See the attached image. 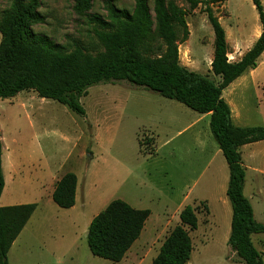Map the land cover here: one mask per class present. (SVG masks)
I'll return each mask as SVG.
<instances>
[{"label":"rangeland","instance_id":"1","mask_svg":"<svg viewBox=\"0 0 264 264\" xmlns=\"http://www.w3.org/2000/svg\"><path fill=\"white\" fill-rule=\"evenodd\" d=\"M173 1L187 12L190 33L181 43L183 31L176 28L181 65L219 83L211 70L215 35L204 7L191 11L186 0ZM107 2L130 13L135 6L134 0H93L89 11L80 12L76 0H40L38 12L44 21L33 24L31 31L67 53L80 49L99 56L106 48L92 19L108 21ZM12 3L0 0V22ZM149 5L153 7L152 0ZM213 10L228 32L229 53L237 39L243 44L239 54L244 53L256 27H261L252 0H228ZM2 38L0 31V43ZM160 44L150 39L141 51L145 57L156 58ZM255 91H249L254 104L242 127H264V106L258 105ZM81 103L85 117L40 98L35 91L0 99L4 172L9 176V168L13 172L21 164L16 176L31 182L25 187L11 182L6 198L38 204L9 253V264H152L166 238L180 225L186 206L197 209L199 220L198 229L190 233L194 250L187 264H244L228 245L232 222L226 195L229 169L222 153L215 156L219 147L210 130V115L126 82L94 86ZM201 130L208 138L199 134ZM252 146L243 150L248 168L244 193L256 220L264 224V172L259 173L264 169V141ZM50 173L77 176L75 209L58 207L45 191ZM215 173L220 181L217 190L215 184L210 186ZM197 181V188L188 192ZM114 200L151 211L140 238L120 263L95 257L87 242L92 220ZM252 241L264 258V234L254 235Z\"/></svg>","mask_w":264,"mask_h":264},{"label":"trees","instance_id":"2","mask_svg":"<svg viewBox=\"0 0 264 264\" xmlns=\"http://www.w3.org/2000/svg\"><path fill=\"white\" fill-rule=\"evenodd\" d=\"M80 12L89 11L93 0H76ZM191 11L204 7L215 35L211 70L216 83L208 76L181 65L180 44L188 40L187 12L173 0H134L132 13L108 5V21L92 19L96 35L106 51L96 57L78 49L67 53L64 47L46 37L37 36L31 26L43 22L38 12L40 0H13L12 8L0 22V99H13L22 92L35 91L40 98L53 100L85 117L81 99L98 85L126 82L174 100L202 115H210V130L229 169L227 198L232 206L231 233L228 245L244 264H264L252 237L264 234V224L255 218L251 201L244 193L246 168L241 148L264 141V127H238L223 92L239 77L258 67L264 53V8L256 7L262 34L237 63L229 61L226 31L215 16L213 7L228 0H186ZM183 31L179 43L176 28ZM158 39L160 55L145 57L141 49L150 39ZM3 140L0 132V199L5 189ZM78 178L67 173L56 183L52 195L62 209L76 204ZM38 204L0 207V264H9V253ZM196 208L186 206L178 225L166 238L152 264H187L194 247L190 233L198 229ZM150 210H138L122 200L112 201L91 222L87 242L95 257L120 263L140 238Z\"/></svg>","mask_w":264,"mask_h":264},{"label":"crops","instance_id":"3","mask_svg":"<svg viewBox=\"0 0 264 264\" xmlns=\"http://www.w3.org/2000/svg\"><path fill=\"white\" fill-rule=\"evenodd\" d=\"M220 18H219V20H220ZM262 29H263L262 28V24H261V27H259V26L256 27L255 36L253 37V40L248 44V46H246L245 52L242 53V54H239V52H240L239 51V47L242 44V42H240L239 39L235 40V43H234V46H233V52L228 54L229 61L232 62V63L239 62L244 57V55L247 52H249L252 49V47L255 45V43L257 42V40L259 39V37L262 34ZM226 35H227V40H228V32H226ZM213 58H214V56L213 57L211 56V59H212L211 63L213 61ZM261 61H264V53L259 58L258 67L255 70H250V71L246 72L244 75L239 77L235 82H233L223 92V98L229 104V106L231 108L233 122L238 127H242L243 126L242 125L243 122L247 121V117H248V113L247 112H248L249 108L254 104L253 103V98L254 97L250 96V92H249L250 90H252V91L256 90L255 91L256 92L255 93V95H256L255 100L258 102V105H260V106L263 105L264 106V67H262ZM218 80L220 81V78H218ZM205 127H207V125ZM199 134L202 135L204 133L201 130L199 132ZM204 135H205L206 138H208L206 133ZM259 143L246 145V146H243L241 148V153H242V158H243V165L246 168V172H247L248 168L246 167V164H245V157H244L243 150L246 147H254L252 145H257ZM220 153H222L220 149L219 150H215V156L216 157L218 155H220ZM225 162H226V160H225ZM4 163L5 162L3 161V171L6 169ZM226 165H227V162H226ZM20 166H21V164H17V166H15V168H13V169H16L13 172H11L10 168H9V176L7 175V173L5 174V172H4L6 185H5V189H4L3 195H2V197L0 199V207L16 206V205H22L24 203L22 201H12L13 199L6 198L7 187L11 186V184H10L11 182L16 187H25V185L31 183V182H29V180L27 178H25V180L27 181L26 182L23 179V177H21L20 175H19L20 177L16 176L17 171H19L18 169L20 168ZM227 167H228V165H227ZM256 171L258 172L259 170L256 168ZM263 172H264V169L262 171H259L260 175H262ZM49 175H50L49 176L50 184H49L48 189L45 190V191H48V194H50L52 196L53 192L55 190V185L62 178V176L60 177L56 173H50ZM214 180H215V182H214ZM219 182H220L219 178H218L217 174L215 173V175L213 176L212 180L210 181V186L212 187L213 184H215L213 189L217 190L219 188ZM37 184L39 185V188H40L41 184H39L38 182H37ZM198 185H199V181L193 183V185L188 188L189 189L188 192L191 193L192 192L191 189L197 188ZM226 192H227V189H226ZM78 193H79V184L77 186V192H76V204H77V201H78ZM205 202H207V200H205ZM76 204L71 209H75L76 208ZM26 227H25V229H26ZM24 230H23V232H24ZM18 239H17V241H18ZM16 242L14 243V245L16 244Z\"/></svg>","mask_w":264,"mask_h":264}]
</instances>
